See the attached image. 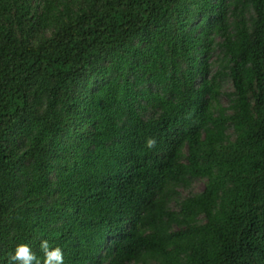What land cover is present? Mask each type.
Masks as SVG:
<instances>
[{
    "label": "trees",
    "instance_id": "obj_1",
    "mask_svg": "<svg viewBox=\"0 0 264 264\" xmlns=\"http://www.w3.org/2000/svg\"><path fill=\"white\" fill-rule=\"evenodd\" d=\"M42 239L264 264V0H0V264Z\"/></svg>",
    "mask_w": 264,
    "mask_h": 264
},
{
    "label": "clouds",
    "instance_id": "obj_2",
    "mask_svg": "<svg viewBox=\"0 0 264 264\" xmlns=\"http://www.w3.org/2000/svg\"><path fill=\"white\" fill-rule=\"evenodd\" d=\"M157 140L154 137H146L144 146L147 149H154ZM42 253L38 255L29 243H18L13 252L9 255V264H64L63 250L48 239H42L39 243Z\"/></svg>",
    "mask_w": 264,
    "mask_h": 264
},
{
    "label": "rangeland",
    "instance_id": "obj_3",
    "mask_svg": "<svg viewBox=\"0 0 264 264\" xmlns=\"http://www.w3.org/2000/svg\"><path fill=\"white\" fill-rule=\"evenodd\" d=\"M227 87H228V86H227ZM196 187H197V189H203V187H204L203 182H202V181L197 182V183H196Z\"/></svg>",
    "mask_w": 264,
    "mask_h": 264
}]
</instances>
